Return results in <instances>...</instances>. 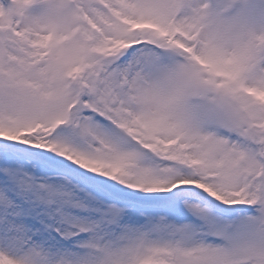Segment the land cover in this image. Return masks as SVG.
<instances>
[{
	"label": "snow or ice",
	"instance_id": "snow-or-ice-1",
	"mask_svg": "<svg viewBox=\"0 0 264 264\" xmlns=\"http://www.w3.org/2000/svg\"><path fill=\"white\" fill-rule=\"evenodd\" d=\"M0 264H264V0H0Z\"/></svg>",
	"mask_w": 264,
	"mask_h": 264
}]
</instances>
